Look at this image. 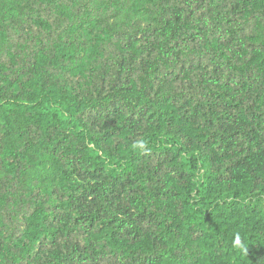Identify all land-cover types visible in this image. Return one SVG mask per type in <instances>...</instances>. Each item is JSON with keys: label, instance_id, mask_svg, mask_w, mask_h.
Returning a JSON list of instances; mask_svg holds the SVG:
<instances>
[{"label": "trees", "instance_id": "trees-1", "mask_svg": "<svg viewBox=\"0 0 264 264\" xmlns=\"http://www.w3.org/2000/svg\"><path fill=\"white\" fill-rule=\"evenodd\" d=\"M0 264H264V0H0Z\"/></svg>", "mask_w": 264, "mask_h": 264}, {"label": "clouds", "instance_id": "clouds-1", "mask_svg": "<svg viewBox=\"0 0 264 264\" xmlns=\"http://www.w3.org/2000/svg\"><path fill=\"white\" fill-rule=\"evenodd\" d=\"M131 147L133 150H139L142 154H148L149 152L148 142L143 138L137 139ZM233 246L238 249H242L245 253L248 252V249L243 245L241 237L238 233L235 235Z\"/></svg>", "mask_w": 264, "mask_h": 264}]
</instances>
